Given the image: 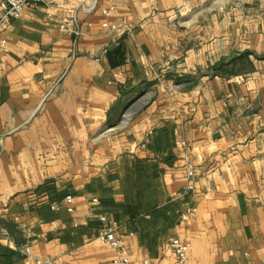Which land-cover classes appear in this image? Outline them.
Here are the masks:
<instances>
[{"label": "crops", "instance_id": "crops-1", "mask_svg": "<svg viewBox=\"0 0 264 264\" xmlns=\"http://www.w3.org/2000/svg\"><path fill=\"white\" fill-rule=\"evenodd\" d=\"M188 2L114 0L116 37L101 27L110 0L72 6L81 36L42 8L10 25L0 264H109L116 252L97 240L101 217L120 226L129 264H177V239L190 245L189 264H264V88L215 77L176 107V8ZM154 68L169 71L151 86L154 102L122 121L134 100L126 93ZM67 196L73 213L52 210ZM187 208L197 212L184 222Z\"/></svg>", "mask_w": 264, "mask_h": 264}, {"label": "rangeland", "instance_id": "rangeland-1", "mask_svg": "<svg viewBox=\"0 0 264 264\" xmlns=\"http://www.w3.org/2000/svg\"><path fill=\"white\" fill-rule=\"evenodd\" d=\"M188 1L189 8H176V107L189 92L202 95L215 77L234 79V85L236 78L254 79L258 89L264 88V0ZM244 53H251L249 62H236ZM168 74L154 68L151 82L131 90L134 100L122 121L131 123L154 102L156 88L151 86Z\"/></svg>", "mask_w": 264, "mask_h": 264}, {"label": "built area", "instance_id": "built-area-1", "mask_svg": "<svg viewBox=\"0 0 264 264\" xmlns=\"http://www.w3.org/2000/svg\"><path fill=\"white\" fill-rule=\"evenodd\" d=\"M77 5L82 8L83 4H78V0H2L0 1V52H8L7 32L10 25L18 20L22 14L28 9H44L47 16L51 19H56L60 22V30L63 34H75L81 36L82 32L78 28V19L72 15V6ZM84 8V7H83ZM114 0H110V6L103 11L106 17L101 27L109 33L110 36L116 37L122 32V28L110 21V18L115 13ZM107 53V50H105ZM188 178L190 182L187 186V191L195 189L192 179L196 172L192 168H188ZM93 204L98 205L99 201L94 199ZM74 198L67 196L64 200V205L53 204L52 210L60 211L64 206L69 213L74 212ZM195 208H187L181 215V220L187 222L195 215ZM103 227L100 230L97 240L104 246H108L115 250L116 257L109 264H129L130 250L126 247L123 240L119 236L120 226L116 222H109L107 217H101ZM170 248L173 250L177 264H189L190 245L180 240L170 242ZM25 254L31 256V250L27 248ZM35 264H54L51 260L38 259ZM147 264V263H146Z\"/></svg>", "mask_w": 264, "mask_h": 264}, {"label": "trees", "instance_id": "trees-1", "mask_svg": "<svg viewBox=\"0 0 264 264\" xmlns=\"http://www.w3.org/2000/svg\"><path fill=\"white\" fill-rule=\"evenodd\" d=\"M251 55V53H244L242 55H240L239 58H237L235 61L236 62H249V56ZM132 91L127 92V95H132Z\"/></svg>", "mask_w": 264, "mask_h": 264}, {"label": "water", "instance_id": "water-1", "mask_svg": "<svg viewBox=\"0 0 264 264\" xmlns=\"http://www.w3.org/2000/svg\"><path fill=\"white\" fill-rule=\"evenodd\" d=\"M114 47V46H113Z\"/></svg>", "mask_w": 264, "mask_h": 264}]
</instances>
